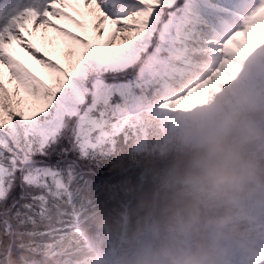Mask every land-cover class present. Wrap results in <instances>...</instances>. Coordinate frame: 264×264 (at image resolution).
Here are the masks:
<instances>
[{
  "label": "snow or ice",
  "instance_id": "1",
  "mask_svg": "<svg viewBox=\"0 0 264 264\" xmlns=\"http://www.w3.org/2000/svg\"><path fill=\"white\" fill-rule=\"evenodd\" d=\"M29 23V35L64 39L67 66L26 38ZM13 41L46 79L8 51ZM256 50L264 0H0V264H48L53 231L71 229L78 194L103 173L81 162L102 165L154 101L203 102Z\"/></svg>",
  "mask_w": 264,
  "mask_h": 264
},
{
  "label": "clouds",
  "instance_id": "2",
  "mask_svg": "<svg viewBox=\"0 0 264 264\" xmlns=\"http://www.w3.org/2000/svg\"><path fill=\"white\" fill-rule=\"evenodd\" d=\"M164 103L102 158L48 264H264V50L203 102Z\"/></svg>",
  "mask_w": 264,
  "mask_h": 264
},
{
  "label": "rangeland",
  "instance_id": "3",
  "mask_svg": "<svg viewBox=\"0 0 264 264\" xmlns=\"http://www.w3.org/2000/svg\"><path fill=\"white\" fill-rule=\"evenodd\" d=\"M178 3H182V0H178ZM66 11H72L71 9H65ZM80 10L82 12H86L80 6ZM73 15H76L75 12H72ZM77 19H82L86 23L90 21V18L85 16H77ZM55 23L60 24L62 27H67L71 31H77L78 34H82L79 30L75 29L74 26L70 25L66 21L55 20ZM111 25L106 23L105 38H107L108 32L111 30ZM31 32V23H29L28 31L25 32V36L27 39L31 40L36 48L40 50V53L51 58L57 63H61L64 66H67V58L64 53L66 51L64 39L59 36L58 33L54 32L52 29H43L38 28L35 33L29 35ZM117 44H119V39H117ZM8 51L14 55L17 59H19L22 63L25 64L31 71L34 72L37 76L46 79V70L43 69L40 65H38L34 60H32L22 49L20 46L13 41L8 46ZM6 71V70H5ZM9 89L14 87V82L8 85Z\"/></svg>",
  "mask_w": 264,
  "mask_h": 264
},
{
  "label": "trees",
  "instance_id": "4",
  "mask_svg": "<svg viewBox=\"0 0 264 264\" xmlns=\"http://www.w3.org/2000/svg\"><path fill=\"white\" fill-rule=\"evenodd\" d=\"M59 157L57 154H53L52 156V161L57 160ZM81 168L84 169L85 171H88L89 169L91 170V172L93 173H97L99 174L100 171H103V167L99 162H88V161H84L81 162L80 164Z\"/></svg>",
  "mask_w": 264,
  "mask_h": 264
}]
</instances>
